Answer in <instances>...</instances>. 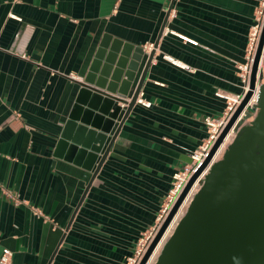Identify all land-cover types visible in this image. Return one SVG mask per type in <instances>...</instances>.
I'll return each instance as SVG.
<instances>
[{"label":"crops","instance_id":"1","mask_svg":"<svg viewBox=\"0 0 264 264\" xmlns=\"http://www.w3.org/2000/svg\"><path fill=\"white\" fill-rule=\"evenodd\" d=\"M259 2L0 0L5 264H126L157 226L173 173L207 137L204 116L222 115L215 91H241ZM114 41L143 47L127 100L153 51L140 88L150 105L132 106L91 178L84 159L54 150L66 121L89 109L76 100L79 83Z\"/></svg>","mask_w":264,"mask_h":264},{"label":"water","instance_id":"2","mask_svg":"<svg viewBox=\"0 0 264 264\" xmlns=\"http://www.w3.org/2000/svg\"><path fill=\"white\" fill-rule=\"evenodd\" d=\"M263 43L264 19L248 89L206 157L190 174L137 264H264V81H258L264 65ZM152 52L128 100L143 47L114 41L110 50L100 53L103 60L79 83L76 96L89 109H84L80 121H66L55 154L66 150L67 156L84 159L91 178L95 175L135 104ZM253 95V118L236 129L222 156L215 159ZM184 202L186 208L178 217Z\"/></svg>","mask_w":264,"mask_h":264},{"label":"built area","instance_id":"3","mask_svg":"<svg viewBox=\"0 0 264 264\" xmlns=\"http://www.w3.org/2000/svg\"><path fill=\"white\" fill-rule=\"evenodd\" d=\"M11 16L19 20L21 19L20 16L15 15L13 13L11 14ZM263 19H264V0H260L259 4L257 5L255 9L254 22L251 25L249 33H248L245 61L238 64L239 75L242 81L241 91L234 92V93L227 92L221 89H218L215 91V94L217 96L222 97L225 100V109L222 115L218 117H214L210 115L204 116L203 119L208 128L207 137L195 149L191 151L190 153L191 162L187 166H184L182 169L176 170L173 173L172 187L169 190L166 202L162 206L161 213L159 216V222L157 226L154 229H152L148 234H146L145 237L140 239L138 246L136 247L134 253L127 258L126 264H137L138 263L147 245L149 244L150 240L155 234L158 225L160 224V222L163 220V218L169 211L170 207L172 206L179 192L181 191L187 179L189 178L190 174L200 165V163L206 157L210 147L212 146L214 140L216 139V137L222 130L227 119L229 118V116L232 114V112L236 109V107L242 100L246 90L248 89V81H249L251 63H252V59H253V56H254V53L257 47ZM179 36H181L182 39L184 40L190 41L192 43H196L195 39H192L186 35L179 34ZM263 55H264V43H263V47L261 50V56ZM164 58L168 59L169 61L177 65L189 68L187 64L182 63L181 61L176 60L169 55H164ZM258 81H259V78H258ZM254 101H255V98L253 95L248 101L245 108L241 111L239 117L237 118L238 121L246 114V111L248 110V108H251V104ZM135 103H139L144 106L150 105V101L148 99H145L142 90H139L135 98ZM196 184L194 185V187L196 186ZM10 253L11 251L7 247H4L1 257H0V261L1 262L6 261Z\"/></svg>","mask_w":264,"mask_h":264},{"label":"rangeland","instance_id":"4","mask_svg":"<svg viewBox=\"0 0 264 264\" xmlns=\"http://www.w3.org/2000/svg\"><path fill=\"white\" fill-rule=\"evenodd\" d=\"M259 81H264V65H262L260 67V73H259ZM255 109L254 108H248V110L246 111V114L238 121V123L236 124V126L234 127V129L231 131V135L230 137H228L226 139V141L224 142L221 150L219 151V153L216 155L215 159L220 158L222 156V153L224 151V149L226 148L227 144L231 141L232 137L234 136V133L236 131V129L244 123L249 122L252 118L253 115L255 114ZM202 182V178L197 182L196 186L194 187L193 191L196 190L197 186ZM187 203L184 204V206L182 207L181 212L179 213L178 217L182 214V212L185 210ZM172 228H170L169 231H171ZM154 259V258H153Z\"/></svg>","mask_w":264,"mask_h":264},{"label":"bare ground","instance_id":"5","mask_svg":"<svg viewBox=\"0 0 264 264\" xmlns=\"http://www.w3.org/2000/svg\"><path fill=\"white\" fill-rule=\"evenodd\" d=\"M230 135H231V130L229 131V133H228L227 136L225 137L224 142L226 141V139H227L228 137H230ZM224 142H223V144H224ZM223 144L219 147V149H218L217 152L215 153V157H216V155L219 153V151L221 150ZM194 185H195V184H194ZM193 187H194V186H193ZM184 204H185V202L182 204V206H184ZM182 206L180 207V209H179V211H178V214H179V212L181 211ZM178 214H177V215H178ZM153 257H154V256H152V258H153ZM150 260H151V258H150Z\"/></svg>","mask_w":264,"mask_h":264},{"label":"flooded vegetation","instance_id":"6","mask_svg":"<svg viewBox=\"0 0 264 264\" xmlns=\"http://www.w3.org/2000/svg\"><path fill=\"white\" fill-rule=\"evenodd\" d=\"M182 207H183V206H182ZM181 210H182V209H181ZM180 212H181V211H180ZM180 212H179V213H180Z\"/></svg>","mask_w":264,"mask_h":264}]
</instances>
